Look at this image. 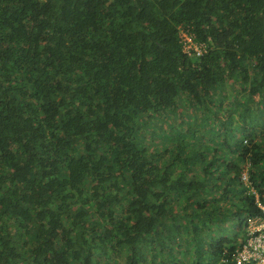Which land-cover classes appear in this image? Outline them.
Returning <instances> with one entry per match:
<instances>
[{
  "label": "trees",
  "instance_id": "1",
  "mask_svg": "<svg viewBox=\"0 0 264 264\" xmlns=\"http://www.w3.org/2000/svg\"><path fill=\"white\" fill-rule=\"evenodd\" d=\"M257 198L264 0H0V264H215Z\"/></svg>",
  "mask_w": 264,
  "mask_h": 264
},
{
  "label": "built area",
  "instance_id": "2",
  "mask_svg": "<svg viewBox=\"0 0 264 264\" xmlns=\"http://www.w3.org/2000/svg\"><path fill=\"white\" fill-rule=\"evenodd\" d=\"M181 36L186 41V52L193 49L197 55L201 54L202 49L199 45L192 44L189 35L182 32ZM241 179L250 187L246 172ZM251 190L255 192L253 188ZM256 201L260 214L247 218L238 245L230 253L225 249L215 264H264V201H259L258 198Z\"/></svg>",
  "mask_w": 264,
  "mask_h": 264
},
{
  "label": "rangeland",
  "instance_id": "3",
  "mask_svg": "<svg viewBox=\"0 0 264 264\" xmlns=\"http://www.w3.org/2000/svg\"><path fill=\"white\" fill-rule=\"evenodd\" d=\"M223 223H224V231L226 234L228 235H233V234H239L237 233V229H236V219L233 217H224L223 219Z\"/></svg>",
  "mask_w": 264,
  "mask_h": 264
},
{
  "label": "clouds",
  "instance_id": "4",
  "mask_svg": "<svg viewBox=\"0 0 264 264\" xmlns=\"http://www.w3.org/2000/svg\"><path fill=\"white\" fill-rule=\"evenodd\" d=\"M244 172H245V171H244ZM244 172H243V173H244ZM243 173H242V174H243ZM241 177H242V176H241ZM241 180H242V179H241Z\"/></svg>",
  "mask_w": 264,
  "mask_h": 264
}]
</instances>
